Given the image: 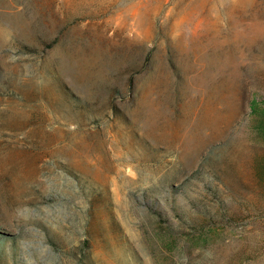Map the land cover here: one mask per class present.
Here are the masks:
<instances>
[{
  "label": "rangeland",
  "instance_id": "rangeland-1",
  "mask_svg": "<svg viewBox=\"0 0 264 264\" xmlns=\"http://www.w3.org/2000/svg\"><path fill=\"white\" fill-rule=\"evenodd\" d=\"M0 264H264V0H0Z\"/></svg>",
  "mask_w": 264,
  "mask_h": 264
}]
</instances>
